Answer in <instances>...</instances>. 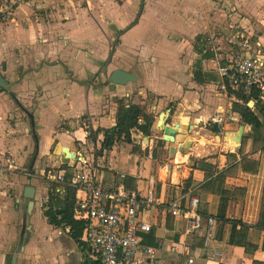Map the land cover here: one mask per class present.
Instances as JSON below:
<instances>
[{
  "label": "crops",
  "instance_id": "obj_1",
  "mask_svg": "<svg viewBox=\"0 0 264 264\" xmlns=\"http://www.w3.org/2000/svg\"><path fill=\"white\" fill-rule=\"evenodd\" d=\"M27 1L13 12L9 21H0V74L11 84L18 99L1 89L0 264H13L23 231L29 186L35 187L34 205L17 264H95L83 241L85 230L82 241L77 242L70 226L51 224L44 214L50 192L65 200L66 188L65 183H48L42 179V173H34L36 161L33 165L31 161L27 168L31 147L28 153L24 150L27 143L32 145V133L26 111L35 119L40 144L37 153L47 158L52 151L53 162L46 165V173L54 167L68 166L66 181L70 176L73 187V175L85 168L96 172L108 187L123 183L143 197L152 193L154 205L143 212L141 219L151 226V231L143 235L145 245L158 248L163 244L153 264H264V230L250 227L240 243L232 244L233 224L219 218L224 216L250 226L258 224L264 194V153L258 150L263 142L250 138L249 122L232 110L233 103L238 102V91L219 90L221 78L217 69L231 51L221 45L220 39L207 56L203 48L202 53L196 49V39L204 40L213 34L214 26L232 36L233 26L246 25L242 1L142 0V14L117 39L112 31L131 20L133 13L120 15L128 10L132 0H91L88 7L73 0ZM132 2L135 4L136 0ZM263 4L264 0H251L247 9L257 12ZM258 16L263 17L262 13ZM239 18L243 23H239ZM263 51L258 52L264 57ZM117 69L135 75L136 82L112 83L110 75ZM198 71L208 80H196ZM247 96L246 106L251 110L259 100L264 103L256 94ZM120 100L147 107L155 118L152 135L146 137L134 130L132 143L118 144L105 155H98L104 135L94 132L116 126ZM162 113L168 125L178 126L175 143L170 147L190 141V163L179 160L180 152L170 157L157 125ZM242 125L246 129L242 150L232 154L224 135L238 131ZM90 132L94 134L93 141ZM159 140L164 142L162 147L158 146ZM123 145L136 154V160L132 161V155L127 153L126 159L117 165ZM65 148L73 155L70 165L60 160ZM242 152L260 161L257 174L242 170ZM12 159L18 170L7 168ZM202 159L216 166L214 176L239 163L237 176L225 180V189L233 192L234 198L199 189L207 181L205 172L192 166ZM169 165L172 171L168 170ZM178 169L180 185L175 186ZM119 174L125 178L118 179ZM156 176L161 183L158 196L154 190ZM237 189L244 190L243 199ZM190 198H197L196 210L200 215L215 219L211 231L203 219L201 233L191 234L184 219L167 211L173 200L180 199L184 205ZM63 211H57L59 220ZM237 229L244 227L238 225ZM246 243L253 245L254 252L246 251ZM190 259L193 263H189Z\"/></svg>",
  "mask_w": 264,
  "mask_h": 264
},
{
  "label": "built area",
  "instance_id": "obj_2",
  "mask_svg": "<svg viewBox=\"0 0 264 264\" xmlns=\"http://www.w3.org/2000/svg\"><path fill=\"white\" fill-rule=\"evenodd\" d=\"M26 1L0 0V21H6L8 14ZM217 40L215 32L205 36L203 52L215 47ZM234 44L229 56L222 58L226 64L217 69L221 78L219 90H243L249 96L256 94L264 99V57L252 48L250 38L237 36ZM7 168L18 170L15 160L12 159ZM67 174V169L58 166L47 172V179L64 184ZM117 178L124 179L125 175L119 174ZM71 185L76 190V219L85 223L83 241L95 264L154 263L156 252L163 248V244L158 248L145 245L143 235L151 231V226L141 219L143 212L154 205L152 193L143 197L123 183L108 187L98 179L96 172L85 168L75 172ZM197 206V198H190L184 205L176 199L169 204L167 211L176 218L184 219L188 231L197 235L201 233V221L205 219L197 212ZM205 220L208 231H211L215 219L208 217ZM189 263L193 260L190 259Z\"/></svg>",
  "mask_w": 264,
  "mask_h": 264
},
{
  "label": "trees",
  "instance_id": "obj_3",
  "mask_svg": "<svg viewBox=\"0 0 264 264\" xmlns=\"http://www.w3.org/2000/svg\"><path fill=\"white\" fill-rule=\"evenodd\" d=\"M203 40L201 37L196 39V42L199 45ZM197 45L196 49L202 53V46ZM211 52V51H209ZM209 53L204 56H207ZM222 64H226L225 60L222 61ZM195 75V79L198 81H207L208 79L203 78L201 76V71L197 72ZM236 93V98L238 102L233 103L232 110L234 112L239 113L241 116L245 117L251 126V134L250 138L261 140L263 142V146L258 150V153H264V103L259 100L257 106L254 110L249 109L246 106V102L248 101V96L245 94L243 90H239ZM152 96V95H150ZM142 121V122H141ZM155 122L154 115L151 114L147 107L144 105L133 104L131 102H125L124 100H120L118 103V111L116 116V126L108 129H99L97 132H94L95 135L102 134L104 135V140L101 144L100 150L97 152L98 155H105L110 152L114 146L121 143H132V132L134 130L140 131L144 136L149 137L152 135V127ZM92 141L95 139L94 134L90 132ZM164 142L162 140L158 141V146L162 147ZM156 154V150L154 152ZM241 159L239 163L241 168L246 173L257 174L260 161L256 158L250 157L245 153H241ZM234 160H237V157L229 155ZM237 162L233 163L228 167V169L218 171L217 175L214 176L216 172V166L209 163L206 159L198 160L193 163V168L200 169L205 172L206 182L200 186V190L206 193H212L215 195H220L229 199L234 198L236 195L225 189V180L228 177H236L238 174V164ZM159 163H157L158 169ZM65 169H69L68 166H63ZM67 180V177H66ZM70 176H68V181L64 184L66 188V199L63 200L59 196H56L54 193L49 194L48 201L44 206V214L48 217L51 224L60 225L66 224L70 226L72 237L77 242L82 241V235L85 230V224L81 221H77L75 219L76 215V199L75 193L76 190L70 186ZM189 183V182H187ZM55 186V184H53ZM161 187V183L158 181V177L156 176L155 182V196H158ZM188 186L185 185V190L187 191ZM239 196L244 198V190L237 189ZM241 193V194H240ZM58 209L64 210L61 213V219H58L57 211ZM226 222H230L233 224L232 234H231V243H240L241 237H245V230L250 227L264 230V194L261 205L260 219L256 226H250L244 224L242 221H237L234 219H226L224 216L219 217ZM170 220L174 219L173 217H169ZM241 225L244 227V230L237 229V226ZM242 242V241H241ZM245 243V242H244ZM252 246L250 244H245L246 251L248 253L254 252L252 250ZM253 264H263L260 261H254Z\"/></svg>",
  "mask_w": 264,
  "mask_h": 264
},
{
  "label": "water",
  "instance_id": "obj_4",
  "mask_svg": "<svg viewBox=\"0 0 264 264\" xmlns=\"http://www.w3.org/2000/svg\"><path fill=\"white\" fill-rule=\"evenodd\" d=\"M109 79L112 83L117 84V85H124L127 82H136L137 80L135 75H133L130 72L121 70V69H117L113 73H111ZM0 89L8 92L12 96V98H14L16 101L18 100L16 94L12 91L11 84L8 83L6 78H4L1 74H0ZM26 112L30 116V120H31L30 131L32 133V137H31L32 146H31L30 155L33 158L32 160V165H33L38 155L37 149H36L38 137L36 133V124H35L34 116L30 112L28 111ZM157 125L163 132V140L166 142L167 147L169 148L170 157L174 158L176 157L177 152H180L182 153V156L179 158V160L183 163H190V156L188 155V152H187V150L191 147L190 141H186L184 145L180 147H175L173 145L170 147L171 143H175L176 135L178 133V126L168 125L166 122L164 113L159 115ZM245 133H246L245 126L242 125L240 126L238 131H234V132L229 131L224 135L223 139L225 142L230 144L229 146H230V150L232 154H237L238 152L242 150V143L244 140ZM72 158H73V155L70 154L69 149L65 148L64 157L60 159L62 164L70 165L69 164L71 162L70 159ZM168 170L172 171V165L168 166ZM179 178H180V169L176 170V178L174 179V182H173L175 186L180 185ZM29 191H31L32 193ZM33 192H35V187L29 186L27 188V194L25 195L26 206L24 209L23 231L21 233V238L18 244L17 253L13 257V264H17V256H18V253L22 251L23 249L24 239L26 237V230L30 229L28 227V220H29V215L31 214L32 208L34 205V201L32 200L34 198Z\"/></svg>",
  "mask_w": 264,
  "mask_h": 264
},
{
  "label": "rangeland",
  "instance_id": "obj_5",
  "mask_svg": "<svg viewBox=\"0 0 264 264\" xmlns=\"http://www.w3.org/2000/svg\"><path fill=\"white\" fill-rule=\"evenodd\" d=\"M73 1H79L80 5H83L84 7H88L89 2L91 0H73ZM132 1H131L132 5H128V10L125 11L122 15H120L121 17H123V16H129L130 14L133 13L131 20L124 25L123 24L120 25L116 31L111 30L114 34L115 39H117L118 35H121L123 32H126L128 27H130L131 25H134L136 23L138 17H140V15L142 14V10H141L142 0H136L135 4ZM241 1H242V5H243L242 8L243 9L245 8V12H243L242 15L247 20L246 22H244V24H246V25L241 26L240 24H238L240 26H238V25L233 26L232 36L229 33H225L221 27L214 26L213 29L216 33L217 39H220V41L222 43L221 45L227 46L226 48H228L230 51H232L233 48L235 47L234 42H235L237 36L244 37L246 39L250 38L251 46L254 50L255 49L258 51H261V49L264 50V4L257 7L258 8L257 12H249L247 9V6L249 5V2L251 0H241ZM26 2H28V1H26ZM215 3H216V1H215ZM132 6H135V9H133ZM216 6L218 7V5H216ZM212 13H216V12L212 11ZM259 13H262V16H263L262 18L258 16ZM12 15H13V12L11 14H8L9 17H8L7 21H9L11 19ZM239 20H240L239 23H243L242 19L239 18ZM119 41H121V40H119ZM114 43H115V41H114ZM114 43H113V45H114ZM115 53H116V51H115ZM114 55L111 56V59H113ZM0 92H2L1 89H0ZM27 122H28V125H30L29 119ZM37 144H38L37 146H40L39 142ZM26 145L27 146H26L24 152L28 153V149L32 145H31V143H27ZM120 149H121L120 151H122V153L119 152V154L117 156V159H118L117 165L120 163V161L122 159H126L127 153H129V155H132V161L136 160L135 159L136 154L130 151L128 145H123V146H121ZM51 152L52 151H49L47 158L46 157L41 158L40 152H38V155H37L36 160H35L36 162L34 165V167H35L34 173H37L36 171H39L40 173H42L41 174L42 179L46 180L48 183H50L51 181L49 182V180L47 179L46 171L48 168L46 167V165L53 162V158L50 157V155L52 154ZM26 153H25V155H26ZM32 159H33L32 156L29 155V158L27 161V168L29 167ZM138 160H140V159H138ZM78 164L81 165V162H78ZM79 168H80V166L77 167V169H79ZM34 178L38 179L36 176H34Z\"/></svg>",
  "mask_w": 264,
  "mask_h": 264
},
{
  "label": "bare ground",
  "instance_id": "obj_6",
  "mask_svg": "<svg viewBox=\"0 0 264 264\" xmlns=\"http://www.w3.org/2000/svg\"><path fill=\"white\" fill-rule=\"evenodd\" d=\"M250 105H252V103H250ZM165 173L163 172V175H164Z\"/></svg>",
  "mask_w": 264,
  "mask_h": 264
}]
</instances>
